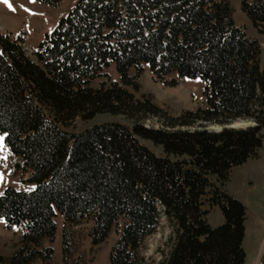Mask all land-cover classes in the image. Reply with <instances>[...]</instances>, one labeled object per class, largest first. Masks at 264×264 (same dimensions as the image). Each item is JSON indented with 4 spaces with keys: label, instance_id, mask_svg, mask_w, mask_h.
Masks as SVG:
<instances>
[{
    "label": "trees",
    "instance_id": "obj_1",
    "mask_svg": "<svg viewBox=\"0 0 264 264\" xmlns=\"http://www.w3.org/2000/svg\"><path fill=\"white\" fill-rule=\"evenodd\" d=\"M76 3L37 45L35 60L23 36L0 33V135L17 157L14 170L30 171L26 181L34 185L28 191L8 186L0 194L7 227H25L0 264L51 261L53 249L44 239H54L56 212L65 224L64 262L70 257L67 224L91 217L93 244L118 230L110 264H145L143 241L165 216L173 235L157 264H243L246 208L224 184L236 166L259 156L264 142L258 39L235 23L229 0ZM241 8L264 34V0H241ZM113 63L119 80L94 86ZM145 65L165 83H176L166 81L171 73L201 79L205 105L174 117L151 97L136 98L128 87L138 89ZM110 112L134 124L65 128ZM149 116L163 127L146 126L142 120ZM246 118L255 124L220 131L205 126ZM140 139L161 145L165 155ZM204 203L221 209L222 224L209 225Z\"/></svg>",
    "mask_w": 264,
    "mask_h": 264
},
{
    "label": "rangeland",
    "instance_id": "obj_2",
    "mask_svg": "<svg viewBox=\"0 0 264 264\" xmlns=\"http://www.w3.org/2000/svg\"><path fill=\"white\" fill-rule=\"evenodd\" d=\"M76 2L77 0H61L57 5H51L37 0H31V2L30 0H9L6 4L4 0H0V33L11 35L13 38L23 36L26 53L35 60L33 52L37 45L47 33L53 31L61 18L66 17L77 4ZM229 2L234 9L235 23L241 26L249 37L258 39L261 46L259 64L263 68L264 34L254 27V23L243 11L241 0H229ZM145 68L137 80L138 89L128 87L136 98L142 99L147 95L151 97L155 105L174 117L179 116L185 110H194L205 105L204 83L201 79L180 77L176 73H171L165 77L166 81L169 82L174 78L176 83H165L154 78L148 65H145ZM106 70L109 76L95 79L92 82L94 86H99L103 79L119 80L118 69L114 63ZM130 72L133 73V69ZM104 122H120L130 127L134 124V120L126 115H114L110 112L97 114L90 120L83 121L77 118L65 128L70 131H79ZM142 122L148 127H163L162 121L153 116L144 118ZM254 124V121L246 118L234 120L225 125L206 123L205 126L208 129L220 131L225 126L245 128ZM195 127L199 126L196 124ZM0 137L2 136L0 135ZM140 141L157 156L165 155L161 145H156L150 140L140 139ZM16 160L17 157L10 153L5 147L3 139H0V194L8 186L14 187L18 191H28L34 187L32 183L26 181L30 171L14 170ZM231 173L228 181L224 184V189L243 203L247 213L242 244L246 254L243 264H264V142L258 157L250 158L236 166ZM210 178L214 184H218L215 176H210ZM203 208L208 210L206 218L210 226L215 227L224 222V216L218 206L213 207L204 203ZM55 221L57 229L53 241L44 239V245L51 246L53 249V259L49 262L36 259L29 264H74L75 262L78 264H110L109 256L118 237V230L113 228L102 243L93 244L90 230L94 222L91 217H86L75 224H67L70 251L67 263L63 258L62 234L65 224L61 213L56 212ZM24 229V225L7 227L6 221L3 218L0 219V255L10 256L14 253ZM171 235H173L172 227L167 218L162 216L156 231L143 241L141 252L145 258V264H157L165 256Z\"/></svg>",
    "mask_w": 264,
    "mask_h": 264
},
{
    "label": "snow or ice",
    "instance_id": "obj_3",
    "mask_svg": "<svg viewBox=\"0 0 264 264\" xmlns=\"http://www.w3.org/2000/svg\"><path fill=\"white\" fill-rule=\"evenodd\" d=\"M4 2L7 4L9 2V0H4ZM31 2V0H30ZM9 7H11V5L9 4ZM23 7V6H22ZM0 139H3V137H0ZM0 219H2V217H0Z\"/></svg>",
    "mask_w": 264,
    "mask_h": 264
},
{
    "label": "water",
    "instance_id": "obj_4",
    "mask_svg": "<svg viewBox=\"0 0 264 264\" xmlns=\"http://www.w3.org/2000/svg\"><path fill=\"white\" fill-rule=\"evenodd\" d=\"M230 127H234V126H230Z\"/></svg>",
    "mask_w": 264,
    "mask_h": 264
}]
</instances>
